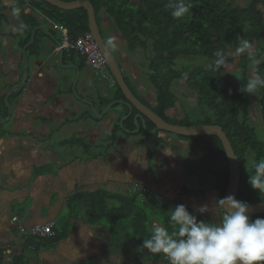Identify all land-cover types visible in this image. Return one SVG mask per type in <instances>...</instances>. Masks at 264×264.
Masks as SVG:
<instances>
[{
	"label": "crops",
	"instance_id": "1",
	"mask_svg": "<svg viewBox=\"0 0 264 264\" xmlns=\"http://www.w3.org/2000/svg\"><path fill=\"white\" fill-rule=\"evenodd\" d=\"M35 16L41 22V26L37 27L39 29H34L37 30L35 37L39 30L44 31L43 26L46 30L49 27V30L46 35L40 34V41L35 49L38 53H34L35 55L30 58L36 64L35 70L32 75L29 70V80L26 85L15 91L9 99L12 110L11 120L0 126V132L3 134L0 139V264H136L135 260L140 250L131 243L125 232L113 233L105 224L92 223L86 216V205L79 204L78 201L71 212V200L81 193L91 195L104 190L115 197L150 192L176 205L184 204L196 212L200 205L211 206L217 199L215 196L211 197L212 194L202 193L201 196L192 197L184 194L183 185L187 182L185 173L188 172L185 165L189 161L186 159L185 162L184 156L193 150L198 158L197 162L202 163L201 152L190 144L186 146L179 141L171 146L174 152L172 158L167 153L169 162L163 163L160 158L163 157L164 152L160 155L154 151L157 146L146 139L147 135L144 131L136 134L138 136L135 138L138 140H130L123 133H115L122 118L129 114V109L117 105L113 107L116 110H111L113 112L110 111L103 119L96 117V125L92 118L94 113L91 106L83 103L89 107L81 113L80 130L77 129L72 133L81 137L83 141L86 140L90 144L89 147H94L95 151L94 154L86 151L88 156L78 155L72 161H67L61 156V152H57L53 147L54 139L48 138V134L54 129L62 133L63 128L71 124L72 121L67 119L66 115L72 113L71 109H75V104L70 102L68 95L72 94L74 88L77 90L82 77L83 81L92 83L93 90H96L103 81L78 54L64 52L60 64L61 53L58 51V43L61 42L62 32L59 26L45 25L42 15L35 14ZM98 25L103 39L128 81L126 82L129 88L132 90L131 81L138 92L134 93L132 90L134 95L152 109L147 104L146 93L139 92L141 87L144 89L142 85L144 82L139 76L144 73L150 78L152 73L150 59L154 56L153 42L149 41L147 48L132 46L119 31L113 18L106 13L101 15ZM49 31L55 34L51 35ZM106 38H109L112 49ZM44 39L52 45L44 46ZM16 49L19 50L20 57V52L23 50L19 47ZM44 50L49 51L45 59L42 58ZM113 50L118 56L121 55L123 66ZM135 54L139 57L137 60L133 57ZM21 60L24 63L22 55ZM15 61L12 57L10 63L14 65ZM20 61L18 66H10L9 69L20 73ZM59 68L70 73L64 74L63 79L60 77L59 80L54 76V72ZM9 69H5L3 80H6V83L0 88L6 89L5 97L14 87L21 85L23 79L22 76L18 81L16 76V80L11 82V78L14 77H10ZM135 74L138 77H133ZM109 82L110 89L107 86L104 93L95 91L93 100L89 101L98 115H102L111 103L125 100L118 97L119 92L118 89L116 90L113 77ZM16 92H19L17 97L13 96ZM3 96L0 94V99ZM155 104L152 106H156ZM1 110L4 112L3 108ZM178 111L179 109H176V112ZM8 114L5 119L8 118ZM37 115L40 119L43 116H51L55 124L41 128L37 124ZM146 122L148 129L155 128L150 121L146 120ZM34 124H37L39 130ZM36 132L41 138L33 135ZM100 132L109 134L107 145L97 146V142H93ZM140 136L145 138L144 141ZM157 139L160 140V144H164L166 137L161 136ZM72 147L74 148V145ZM153 160L156 170L151 169ZM201 166L205 164L202 163ZM117 201L118 199L114 198L108 202L115 204ZM204 216L210 222L218 219L212 213H206ZM49 223L54 225L55 234L52 237L33 238L24 243L20 242L21 227L31 228ZM65 227L69 229L68 236L61 238ZM156 256L143 252L142 264H167L166 259ZM20 257L23 259H19Z\"/></svg>",
	"mask_w": 264,
	"mask_h": 264
},
{
	"label": "trees",
	"instance_id": "2",
	"mask_svg": "<svg viewBox=\"0 0 264 264\" xmlns=\"http://www.w3.org/2000/svg\"><path fill=\"white\" fill-rule=\"evenodd\" d=\"M61 1L74 2L77 0ZM87 1L94 6L97 22L100 23L101 15L106 13L113 18L119 31L132 46L147 48L149 41L153 42L154 56L150 59L152 70L150 79L158 89V96L156 106L152 110L166 122L174 125H217L222 127L241 164V184L237 200L250 205L264 203V194L261 195L249 185V174L246 169V164L251 167V161L264 159V141L260 139L257 129L249 123L252 98L256 96L262 119L260 129L263 132L264 88L257 89L255 94H246L240 91L251 76L250 71L251 68L253 70V63L247 55H234L238 37L252 41L256 46V58L262 59L258 65V71L264 74V0H245L239 4L232 0H186L190 4V9L180 19H174L170 14L168 5L171 0ZM4 11H8V13L4 14ZM9 14L16 16L15 20L12 21ZM35 14L42 15L45 25L53 24L59 28L62 27L72 40L89 32L88 13L84 9L64 11L43 0H15L14 4L3 6V2L0 0V35L19 37V47L24 50L32 39L34 29L41 26V22ZM19 21L21 22V36L17 32H12L13 28L19 26ZM6 28L11 32L9 31L10 33L5 35L3 30ZM47 30H39L34 44L28 47L29 62L30 58L38 53L35 49H37L36 46L38 47L40 34L46 35ZM49 32L51 35L55 34V32ZM218 49L229 53L230 61L227 68L215 71L209 65ZM69 53L76 54L75 52ZM184 59L192 60L190 65L192 64L193 68L190 72L187 71V65L184 67L185 71L179 70V66L185 64ZM82 60L85 62L84 58ZM235 65H237L236 70L227 77L226 74ZM109 73L111 74L110 70ZM111 77H113L112 74ZM184 77H186V85L195 94V105L207 109L209 112L207 117L196 123L191 122L190 118L176 122L168 116L170 112H176V109H179L176 107L177 97L172 92V84ZM115 86L119 92L118 97L125 99L117 83ZM18 93L16 92L13 96L17 97ZM0 108L4 110L2 112L0 109V112L5 119L8 114L5 95L0 99ZM136 113L138 112L135 109L134 115L124 122L123 128L120 125L117 126L115 133L117 134L120 130L127 131L126 129L135 130L134 117ZM0 126L2 127L1 120ZM2 137L3 134L0 132V139ZM181 138L186 142L199 140L197 138ZM208 139L217 141L218 147L226 159L224 148L219 139L216 137ZM226 166L225 169H222L223 171L215 169L212 173L214 177H217V185L214 187L220 195L219 198L225 197L229 186L227 159ZM205 167L206 165L202 166V171L207 176L210 172ZM186 168L188 172L194 171L188 165ZM193 173L195 174V172ZM206 191L210 190L206 189ZM206 191L204 190L202 193L205 194ZM197 192H201L200 189ZM184 194L191 197L197 196L190 191H185ZM140 196L143 198V204L138 203ZM113 197L118 201L114 202L115 204H110L108 201L114 200ZM165 200L150 192L115 197L104 190L91 195L86 193L77 195L71 200L70 210L73 212L78 201L79 204L86 205V216L92 223L105 224L108 230L113 233L125 232L135 247L140 250L135 263L142 264L143 252L148 253L146 249L142 248V244L143 240L149 238L151 234L152 221L158 222V219L161 218L159 222L162 221V224L165 225L167 223L170 205L166 204ZM189 211L204 220V215L191 209ZM258 217L264 216L252 219ZM103 220L105 223L102 222ZM106 221L110 224L109 226ZM68 231L69 229L65 227L61 238L68 236ZM156 257L162 258L161 255ZM19 259H23V257Z\"/></svg>",
	"mask_w": 264,
	"mask_h": 264
},
{
	"label": "clouds",
	"instance_id": "3",
	"mask_svg": "<svg viewBox=\"0 0 264 264\" xmlns=\"http://www.w3.org/2000/svg\"><path fill=\"white\" fill-rule=\"evenodd\" d=\"M168 7L171 16L180 19L189 12L190 4L186 0H171ZM237 39L234 55H247L253 63V72L240 91L255 94L257 89L264 88V74L258 71L262 59L256 58L252 41ZM229 61L230 54L218 49L209 67L220 71L228 67ZM246 169L249 185L264 194V159L251 161V167L246 164ZM250 208L249 203L233 195L216 199L214 205L202 204L196 209L200 215L212 213L218 217L209 222L199 219L186 205L178 204L169 210L166 225L154 224L142 248L161 255L167 264H264V217L253 220L248 215Z\"/></svg>",
	"mask_w": 264,
	"mask_h": 264
},
{
	"label": "rangeland",
	"instance_id": "4",
	"mask_svg": "<svg viewBox=\"0 0 264 264\" xmlns=\"http://www.w3.org/2000/svg\"><path fill=\"white\" fill-rule=\"evenodd\" d=\"M232 1L236 4H239V3H243L245 0H232ZM2 2H3V6H8V5L14 4L15 0H2ZM7 13H8V11H6V12L4 11V14H7ZM8 16L12 21L15 20V18H16V16H13V14H9ZM19 23H20L19 26L15 29L13 28L12 32L13 33L17 32V34L19 36H21V34H20L21 22L19 21ZM9 31L10 30L6 28L3 30V33L6 35V34L11 32V31L10 32ZM106 40H107V42H109V46L112 49V46L110 45L109 38H106ZM43 44H44V46H46L47 44H51V43L49 41H47V39H44ZM16 47H19V37L13 38L9 35L7 37L4 35H0V78H2V79H0V88L2 86H4V84L6 83V80H3V78L5 77V74H6V70L9 69L10 66H14V65L18 66L19 65V61H20V57L22 55V51L20 52V57H19V50L16 49ZM19 49H20V47H19ZM113 51H114L117 59L119 58V63L121 62V65L123 66V62L121 61V55L118 56L117 52L115 50H113ZM10 53H12V55H10ZM48 53H49V51L44 50L42 52V54H43L42 58L45 59V56L48 55ZM12 57L16 60L14 65L10 63ZM133 57L135 58V60H137L139 58L137 56V54L133 55ZM191 61H192L191 59H184L183 62L185 64H183V66H179V70L185 71L186 68H184V67H186V65H187V71L190 72L193 68L192 64L190 65ZM20 66H21L20 73L17 72V70L15 71L14 69H11V68L9 69V73H10V77L15 78V79L11 78V82H14L16 80V76L18 77V81H20L22 79V76H23L22 83H21V85H22V84H24L23 82H24V77H25L24 76L25 75V67H24V63L22 62V60L20 61ZM35 67H36V64H35L34 60L31 59L29 62L30 75H32L33 71L35 70ZM17 68H19V67H17ZM236 68H237V65L232 67L231 68L232 70L229 71L228 74H226V76L228 77L230 74H232L236 70ZM71 72H73V71H71ZM252 72H253V70L251 68L250 74H252ZM67 73H70V72L59 68L57 71L54 72V76L60 80V77L63 79L62 76L64 74H67ZM133 77L136 78L138 76H137V74H135V75H133ZM139 78L144 82L142 84L144 89L141 87V89H139V92L146 93V96L148 99L147 100L148 103L147 102L146 103L148 104V106L154 108L155 106H152V104L157 103L158 89L155 87L154 83L149 78V76L148 77L145 76L144 73L141 76H139ZM83 80H84V78L82 77L81 81H80V85L76 90L77 95L79 94L78 95L79 97L73 92H72V94H70V96L68 95V97L70 98V102H74V104H75V109H71L72 113H69L66 115V118L68 117L67 119L72 121L71 124L66 125L63 128L64 131L62 133L59 132L60 130L54 129L51 132H49V134H48V138H51V140L54 139V141L52 142L53 147L56 148L57 152H61V156L65 157V159H67V161H72L78 155L88 156L89 154L87 152L94 154L95 148L92 145H91V147H93V148H90L89 147L90 144L86 140L85 141L87 143H85V141H83V139L81 137L77 136L76 134H73L72 132L77 131V129L80 130L81 123L79 122V120L81 119V113L84 112V109H87L89 107V106L83 104V103H85L84 101L88 100L87 102H89L90 100H93L92 98L95 96V91H99V92L101 91L102 93H104L107 86H108V89H110L109 79H105V80L100 79L103 82H101V84L96 87V90H93L94 87L91 85L92 84L91 82L89 84L88 82H85ZM9 85H12V84L9 83ZM130 85H131V88L134 91V93H138L131 81H130ZM171 88H172L173 94L175 95V97H177L176 107L179 108L178 112H170L169 113V115H168L169 118L174 119L172 121L179 122V121H181V119H184V118L189 119L190 118L191 122L196 123L198 121L203 120L204 117H207V115H209V112L207 109H203V108L197 107V105H195L196 97H195V94L186 85V77H184L182 80L174 82L172 84ZM116 90H117V88H116ZM6 92L7 91L5 88L0 89V94H2V96L5 95ZM109 92H111V91H109ZM57 97H59V96H57ZM257 102H258V98L256 96H254L252 98V105L250 108L251 114L249 116V123L252 127H255L257 129L260 139L264 141V130L262 132V130L260 129L261 128L260 126L262 125V119H261V114H260ZM14 106H15V104H14ZM112 110L115 111L116 108H114ZM92 111H93V109H92ZM111 112H113V111H111ZM96 117L99 118L98 115L92 114L94 124L97 125V121H96L97 118ZM37 124L41 128H48V127H51V125H54L55 122L53 121V118L51 116L50 117H44L43 116V118L40 119V118H38V115H37ZM37 124H34V126L37 130H39ZM74 125H75V127H74ZM118 132L120 134L123 133V135L129 137L130 140H138L135 138L138 135H131L130 136V135H128L130 133L125 131L126 133H128V134H126L125 132H123L121 130ZM67 133H69V134L66 135ZM56 134H57V136H56ZM33 135L41 138V136L38 134V132H36ZM146 135H147V136H145L146 139L148 141H151L154 146H157V148L154 149V151H156V153L161 155L164 152V155L162 158H160V160L166 164H167V162H169V160L167 158V153L172 158L174 152L171 149V146H173L174 144H176L179 141L181 143H185L186 146H189V144H190V146H193L194 148H196V150L198 152H201L202 163H204L206 165L205 168L207 170L212 169V170H209V172L211 174L209 173L210 175L207 174V176H206L202 171L203 170L201 167L202 163L197 162V160H198L197 156L196 155L190 156L191 152H195V151L187 152L186 155L184 156V161L186 162V159H189V161H188V163H186L185 167H187V165H188L191 167V170L194 169V171H192V172L186 171L185 175H186V181L187 182L184 183V185H183V191L184 192L190 191L191 193H194L198 196H201L202 192H204V190L206 191V189H208L210 191H208V192L206 191L207 193H205V194H210V195L212 194L211 197L215 196L217 199H219L220 195H219L217 189H215V187H214L215 185H217V181H216L217 177H214L212 173H214L213 169L217 168V170L219 169L220 171H223L222 169L223 168L225 169L227 166H226V159L222 155V150L220 149V147H218L216 140H212V139H208V138H201L198 141L186 142V141L182 140L181 137L174 135V134H171V133H167V132H161V133H159V135H156V136L155 135H149V134H146ZM55 136H56V138H54ZM161 136L166 137L164 144H160L161 143L160 140L157 139V137H161ZM108 137H109V134H106V133L103 134L100 132V133H98V135H96L93 142H97V146H99V144L107 145ZM141 139H142V141H144L145 138L141 137ZM40 141H42V139H40ZM109 143H110V140H109ZM87 144H88V146H87ZM72 145H74V148L72 147ZM156 156H157V154H156ZM154 158L156 159V157H154ZM157 159H159V158H157ZM154 160L152 161L151 169L156 170L154 163H153ZM197 164H198V166H197ZM170 167H173V166H170ZM193 172H195V174ZM212 187H213V189H212ZM198 189H200L201 192L198 193L197 192ZM225 197H226V195H225ZM142 200H143V198L140 196L138 199V203L143 204L144 202H142ZM164 202L166 204L170 205V209H173L176 207V204H174L173 202H171L169 200H165ZM212 205H214L213 202H212ZM160 219H158V222ZM204 220L209 221L206 216L204 217ZM102 222L105 223L104 220ZM158 222L156 220H153L152 224H156ZM159 223H162V221ZM106 224H108V226L110 225L107 221H106ZM131 243H133V242L131 241ZM164 264H166V263H164Z\"/></svg>",
	"mask_w": 264,
	"mask_h": 264
},
{
	"label": "water",
	"instance_id": "5",
	"mask_svg": "<svg viewBox=\"0 0 264 264\" xmlns=\"http://www.w3.org/2000/svg\"><path fill=\"white\" fill-rule=\"evenodd\" d=\"M43 1L64 11L84 9L88 13L89 31L93 35L96 43L98 44L100 50L105 56L108 63V67L112 73V76L115 79L117 85L119 86L125 97L124 101H115L111 103L107 107V109L103 112L102 115L97 114V111L94 109V106L90 102L84 101L86 104L91 106L94 114L98 115L100 119H103L104 116L107 115L113 109V107L117 105L124 106L127 109H129V114L126 117L122 118L120 122L121 128L124 127V122L133 115L135 109L138 112V114L135 115L134 117L136 130L127 131L130 134L136 135L139 134L141 130H144V132L149 135H155L158 132H167L184 138L186 137L197 138V139L209 138V137L218 138L224 148L227 163L229 165V186L226 196L233 195L235 196L236 199H238V193L241 184V164L223 128L217 125L182 126V125H178V124L174 125L166 122L163 118L158 116L151 108L144 105L129 88L122 69L118 65L113 53L107 46L105 40L103 39L100 27L97 22L95 9L91 2L87 0H77L74 2H64L61 0H43ZM42 29L46 30V27L43 26ZM36 31L37 30L34 31L30 43L23 50V58L25 64V78L23 82L24 84L14 87L5 97V103L6 106L9 108V114L7 119H4L3 116L0 114V120L2 125L8 123L12 118V110L9 105L10 97L15 91L22 89L29 80V62L27 57V49L32 44H34ZM58 46H60V43H58ZM63 54L64 52L61 51L59 58L60 64H62ZM75 69L77 70L76 67ZM78 76L80 77L79 72H78ZM73 92L77 95L75 88L73 89ZM146 120L150 121L154 125L155 127L154 130L148 129ZM194 155H196L195 152H191L190 156H194ZM248 215L251 218L257 216H264V203L252 204Z\"/></svg>",
	"mask_w": 264,
	"mask_h": 264
},
{
	"label": "built area",
	"instance_id": "6",
	"mask_svg": "<svg viewBox=\"0 0 264 264\" xmlns=\"http://www.w3.org/2000/svg\"><path fill=\"white\" fill-rule=\"evenodd\" d=\"M59 29L62 32L61 44L58 48L60 53L61 51L75 52L85 59L98 78L101 80L111 78L107 60L90 32H86L78 39L72 40L62 27ZM54 234V225L52 223L41 224L31 228L21 227L19 239L21 243H24L31 238H49Z\"/></svg>",
	"mask_w": 264,
	"mask_h": 264
},
{
	"label": "flooded vegetation",
	"instance_id": "7",
	"mask_svg": "<svg viewBox=\"0 0 264 264\" xmlns=\"http://www.w3.org/2000/svg\"><path fill=\"white\" fill-rule=\"evenodd\" d=\"M155 128H153V129H151V130H154ZM150 130V129H149ZM142 131H144V130H141V132L139 133V134H141L142 133ZM159 133H161V132H158V133H156L155 135H158ZM191 151H193V150H191Z\"/></svg>",
	"mask_w": 264,
	"mask_h": 264
}]
</instances>
